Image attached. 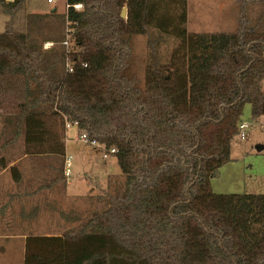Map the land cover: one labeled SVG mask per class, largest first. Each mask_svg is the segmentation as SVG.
I'll return each mask as SVG.
<instances>
[{"label":"trees","instance_id":"obj_1","mask_svg":"<svg viewBox=\"0 0 264 264\" xmlns=\"http://www.w3.org/2000/svg\"><path fill=\"white\" fill-rule=\"evenodd\" d=\"M254 2L257 18L243 11L234 31L214 34L188 33L187 0H67L65 26L52 15L28 16L25 34L6 25L0 92L23 97L14 132L25 156L65 161L67 125L77 124L116 148L125 177L106 209L72 217L79 225L62 236L28 237L25 264H264V194L211 190L245 106L264 118V0ZM24 3L6 5L11 19ZM138 36L150 48L143 80L132 66ZM9 171L22 181L18 164Z\"/></svg>","mask_w":264,"mask_h":264},{"label":"rangeland","instance_id":"obj_2","mask_svg":"<svg viewBox=\"0 0 264 264\" xmlns=\"http://www.w3.org/2000/svg\"><path fill=\"white\" fill-rule=\"evenodd\" d=\"M254 1L257 0H187V31L190 35L232 32L243 11L247 12L249 18H257L259 5ZM6 5L0 0V33L10 23L14 32L25 34L30 15H48L47 18L52 15L61 26L67 23V0H55L53 5L48 0H25L12 19L6 12ZM49 31L53 32L51 28ZM49 31H44V37L50 34ZM33 37L41 40L36 33ZM176 43L170 38L166 44H162L159 51L162 62L169 60ZM52 44L43 42V50L53 48ZM133 55V70L143 80L150 60L146 36L134 39ZM23 86L20 81L19 88L23 90ZM22 101L23 97L18 93L10 90L0 92V161L18 163L22 181L56 182L54 192L49 194L55 197L58 213L62 212L66 219L64 229L69 231L80 223H75L72 217L85 219L95 211L106 209L105 200L111 201L120 196L124 190L125 177L114 156L104 159L102 150L78 140L79 131L76 127L68 130L66 139L64 160L71 158L72 166L69 180L64 174L65 161L58 157L25 156L24 137L21 135L16 138L14 132L15 116L19 113L17 106ZM243 121L250 127L245 132L244 140L240 135L234 139L231 162L220 170L217 179L211 181V190L215 194H264V118L254 120L250 105H246ZM7 179L11 180L12 177L8 176ZM45 211L48 214L51 212L48 208ZM52 223L47 218L34 227V232H44L52 228Z\"/></svg>","mask_w":264,"mask_h":264},{"label":"crops","instance_id":"obj_3","mask_svg":"<svg viewBox=\"0 0 264 264\" xmlns=\"http://www.w3.org/2000/svg\"><path fill=\"white\" fill-rule=\"evenodd\" d=\"M15 164L2 170L0 161V264H25L28 237H57L66 232L65 216L58 213V203L49 194L54 192L53 187H46L44 182L16 183L9 171ZM47 208L49 214L45 213ZM47 218L53 221L52 228L34 232V227Z\"/></svg>","mask_w":264,"mask_h":264},{"label":"built area","instance_id":"obj_4","mask_svg":"<svg viewBox=\"0 0 264 264\" xmlns=\"http://www.w3.org/2000/svg\"><path fill=\"white\" fill-rule=\"evenodd\" d=\"M5 3L7 4H11V3H14L16 0H3ZM48 3L53 5L55 3V0H48ZM76 10L80 11L82 9V5H76L74 6ZM64 44L66 46H68V40H66V42H64ZM53 45V44H52ZM86 67V66H84ZM66 70L67 72L71 73L73 72V65L67 61L66 62ZM72 127H76L77 128V124H71L69 123L67 125V128L68 130ZM249 125L246 124V123H243L241 126H240V133L239 135L241 136V139L244 140L245 139V132L249 129ZM78 140L80 142H83L85 144H88L92 147H95V148H98L100 150H102L103 152V158L104 159H108L110 156H114V154H116L117 150L116 148L114 147H111V148H107L106 146H103L101 145L98 141L94 140V139H91L88 135V133L86 132H80L79 131V138ZM71 158L69 159H66L65 160V165H64V174H65V177L69 180L71 178Z\"/></svg>","mask_w":264,"mask_h":264},{"label":"water","instance_id":"obj_5","mask_svg":"<svg viewBox=\"0 0 264 264\" xmlns=\"http://www.w3.org/2000/svg\"><path fill=\"white\" fill-rule=\"evenodd\" d=\"M121 17L123 19H127V9L126 8L123 9L122 14H121Z\"/></svg>","mask_w":264,"mask_h":264}]
</instances>
